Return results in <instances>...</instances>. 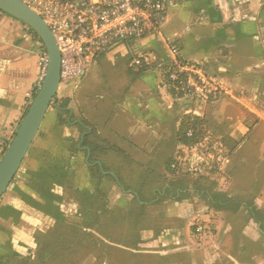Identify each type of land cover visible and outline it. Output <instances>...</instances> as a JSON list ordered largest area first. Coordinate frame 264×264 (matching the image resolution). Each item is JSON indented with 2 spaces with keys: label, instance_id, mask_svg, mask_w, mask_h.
<instances>
[{
  "label": "crops",
  "instance_id": "1",
  "mask_svg": "<svg viewBox=\"0 0 264 264\" xmlns=\"http://www.w3.org/2000/svg\"><path fill=\"white\" fill-rule=\"evenodd\" d=\"M27 30L24 24L0 12V159L25 114L39 76V43ZM172 43L185 60L204 64L209 74L242 95L245 107L228 98L211 104L213 110L217 105L219 115L230 128L236 126L246 133L252 129L256 136L260 135L264 129V0H169L160 35L115 46L93 62L96 73L104 76L96 77L92 66L83 76L82 91L96 86L111 90L106 99L100 95L82 101L84 129L89 134L94 132L90 141L98 146L96 164L102 169V185L110 207L126 209L135 200L144 206L147 215L148 210L160 206V217L178 222L164 228L154 239L163 249L181 244L183 236L196 235L194 230L188 231L189 226L183 227L184 221L208 220V208L191 204L184 197L190 193L180 186L182 180L173 179L167 169L182 143L178 132L183 118L196 110L198 118L205 119L207 106L176 102L170 96L158 64L168 61V45ZM138 55H149L154 61L141 74L129 69L130 59ZM114 69L118 71L112 77L109 74ZM79 81L60 85L57 91L56 100L69 99L70 115L66 117L53 104L39 128L45 127L49 133L46 136L58 128L55 136L62 138L56 140L62 142L60 149L42 142L30 152L38 131L27 153L31 158L27 162L25 158L17 173L16 192L6 202L8 209L0 214V255H33L35 234L46 233L60 218L68 178L71 190L94 192L89 149L78 150L74 157L65 141L67 137L76 140L80 132V120L70 122L71 116L79 119V103L72 101ZM239 110L244 113H231ZM64 117L65 125L61 124ZM232 143L234 155L239 142ZM56 151L58 159L64 161L53 163ZM81 155L85 157L82 161ZM244 163L254 166L249 155ZM254 183L246 177L245 184L255 186ZM260 194L241 203L232 194L231 200L239 207L215 209L214 264H264V192ZM249 204L256 211L253 217ZM144 232L141 246H149L152 233L149 231V238H143Z\"/></svg>",
  "mask_w": 264,
  "mask_h": 264
},
{
  "label": "built area",
  "instance_id": "2",
  "mask_svg": "<svg viewBox=\"0 0 264 264\" xmlns=\"http://www.w3.org/2000/svg\"><path fill=\"white\" fill-rule=\"evenodd\" d=\"M48 27L60 53V85L81 79L95 59L119 44L160 35L167 19L169 0H19ZM168 61L158 64L160 76L176 102L208 106L228 98L245 107L235 94L204 64L185 60L178 48L168 45ZM39 76L30 102L41 86L47 56L39 44ZM149 55H138L129 63L132 73L152 66ZM29 102V103H30ZM29 105V104H28ZM186 116L199 117L196 110ZM184 140L168 164L175 180L211 182L222 189L228 184L226 170L232 152L226 140L205 126H189ZM200 232L201 228L197 227Z\"/></svg>",
  "mask_w": 264,
  "mask_h": 264
},
{
  "label": "rangeland",
  "instance_id": "3",
  "mask_svg": "<svg viewBox=\"0 0 264 264\" xmlns=\"http://www.w3.org/2000/svg\"><path fill=\"white\" fill-rule=\"evenodd\" d=\"M132 59L133 57L130 59V62ZM117 65L119 68L120 64L118 63ZM91 66L93 68L92 71H95L94 75H96V77L97 75H101V77L102 75L104 76V74L102 73H96L97 69L96 66L94 67V64ZM117 71L118 70L109 75L115 77ZM84 77L80 79L79 84L75 86V90L72 93V101H78L79 103V105L76 103V111L77 114H79V119L77 117L71 116V123L74 122V120H80V122H83L84 119L82 117V113L84 110L82 107V101L84 100V98H99V96L101 95V97L103 96L104 99H106L107 94L109 93L110 96L111 93V90H106L103 87H99L98 89L97 86L93 89L82 91ZM216 106L217 105H214V110L212 108L213 105H208V107L206 106L204 108L206 112L205 122L207 127L215 134L222 136L230 147L233 146V141L239 142L237 143L235 154L233 155L232 153L231 164L226 170V175L228 176V184L225 189H222L221 187H219V185L213 184L211 182L201 181L193 183V181L190 180H183V182L180 183V186L184 187V189L187 188V192L190 193L189 197L187 195H184V197L190 199L189 202H191V204L204 206L205 209L208 208V211H205L207 213L208 220L206 222H199L198 220L194 219L192 220V222L184 221L183 223H181L183 227L185 225L189 226L188 231L193 233L192 231L194 230L196 232V235L191 234L188 237L183 236L181 244L163 249L160 243L156 244V242L154 241V239H157L156 234L162 232V230L167 226H176L178 222H167V220H165L163 217H160V206L158 207V209L152 208L148 210L147 215L142 223V226H144L145 229L147 228V230H145L147 232L143 231L145 235H143V233L142 236L143 238H149L146 236L150 234V231L152 233V238L148 240H151V242L149 243V246L148 244L140 246V252L142 256L139 257L138 260H136L135 258L134 260H130V262L127 261V264H214V240L216 238V231L214 229V218L216 217V215L215 209L211 206V200L209 196L227 195L230 198L232 197L234 199V197L232 196L233 194L237 195L235 197L238 202L241 203V201L251 198L252 195L253 198H258V196L261 195L260 193L264 192V147L263 149L260 148V146H264V129H261L260 131L262 132L260 133V135L257 136L256 133H252V129H250V133H246L244 131L240 132L239 130L242 129H238L236 126L231 129L230 125L223 119V116L219 115ZM231 113L238 115L243 114L244 112L239 110L233 111ZM218 115L220 116V118L218 117ZM217 117L222 120L219 121ZM65 121L66 117H64V123L61 122V124L65 125ZM57 131L58 128L55 132L52 133V135L50 134V136H46L49 133H46L45 127H42V130L39 131L30 152L33 153L35 147L42 142L46 145H56V150L57 147L58 149H60L62 142L56 141L57 139L61 138L58 137V135L55 136L56 134H58ZM78 138L76 140H71L68 137L65 138L66 143L68 142V152H70V155H73L75 153L74 157H76L78 154V151H76V145L79 140ZM245 145L247 146L246 149L244 148ZM57 154L58 151H56L55 153L53 163H56L58 161L60 163V161H64L58 159ZM30 155H27V157H25V162L30 160ZM247 155H249V157L253 160V167H249L248 165H246V163H244V158L247 157ZM81 158L82 161L85 157L81 155ZM262 164L263 166H261ZM25 166L26 164H24V167ZM246 177L247 180L248 178H250L252 183L255 182V186L252 184H245ZM18 182L19 174H17V177H15V180H13V182L9 186L8 191H6L5 195L0 200V214L3 210L8 209L9 205H7L6 202L9 200L13 192H16V185ZM80 200L81 196L71 190V181L68 178L67 181H65L64 185V191L62 196V203L64 205V208L62 213L60 214L59 220L61 221L64 219H74V216H78V212L80 210ZM223 218L225 217L223 216ZM197 225L202 228L201 232L196 231ZM122 231L124 230H118V232ZM98 241L99 247H102L105 243H108L106 240H103L102 237H99ZM182 246L184 247L181 248ZM87 250L88 248L86 244H83L81 247L78 248V250H75L74 252L70 253L71 255L65 253V256L68 257L67 259H72L75 264H120L121 262V260L119 259L115 261H108L107 259H104L102 262H100V251H92V253H89V251Z\"/></svg>",
  "mask_w": 264,
  "mask_h": 264
},
{
  "label": "trees",
  "instance_id": "4",
  "mask_svg": "<svg viewBox=\"0 0 264 264\" xmlns=\"http://www.w3.org/2000/svg\"><path fill=\"white\" fill-rule=\"evenodd\" d=\"M27 31L34 41L42 44L33 31L30 29ZM142 72L143 70L139 74ZM69 102V99L55 100L54 102L66 117L70 115ZM189 126H206V122L203 118L185 116L178 132L180 142H185L184 132ZM84 128L85 124L81 122L79 133L82 138L77 142L76 151L84 147L89 149L90 158L88 164L93 165L89 167V171L94 181V192L86 194L75 190L74 192L81 196L78 216H74V219L58 220L48 232L36 233L34 236L36 248L32 256L0 255V264H75L72 259H67L68 257L65 256V253L70 254L78 250L83 244H86L89 253L100 251V262L104 259L108 261L119 259L121 260L120 264H127V261L130 262V260L135 258L138 260L142 256L140 246L144 242L141 239V232L147 230V228L145 229L142 226L146 217L145 208L140 205V202L135 200H131V206L126 209L110 207L102 185L104 179L102 169L96 164L98 146H95L90 141V138L94 136V132L89 134ZM8 144L4 147L3 153ZM227 147L232 152L235 144L230 147L227 143ZM107 177L113 180L111 176ZM209 197L211 206L216 210H227L230 205L236 208L239 207L227 195ZM247 207L251 209V217L255 216V208L251 204ZM118 230L124 231L118 232ZM99 237H102L108 243L99 247Z\"/></svg>",
  "mask_w": 264,
  "mask_h": 264
},
{
  "label": "water",
  "instance_id": "5",
  "mask_svg": "<svg viewBox=\"0 0 264 264\" xmlns=\"http://www.w3.org/2000/svg\"><path fill=\"white\" fill-rule=\"evenodd\" d=\"M0 12L33 31L46 52L47 67L40 88L29 103L18 128L0 159V200L13 182L60 86V53L54 36L30 8L19 0H0Z\"/></svg>",
  "mask_w": 264,
  "mask_h": 264
}]
</instances>
